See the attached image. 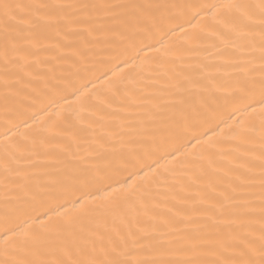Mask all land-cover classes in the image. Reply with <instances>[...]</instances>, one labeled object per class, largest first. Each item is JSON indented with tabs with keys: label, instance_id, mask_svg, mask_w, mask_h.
Segmentation results:
<instances>
[{
	"label": "snow or ice",
	"instance_id": "obj_1",
	"mask_svg": "<svg viewBox=\"0 0 264 264\" xmlns=\"http://www.w3.org/2000/svg\"><path fill=\"white\" fill-rule=\"evenodd\" d=\"M0 264H264V0H0Z\"/></svg>",
	"mask_w": 264,
	"mask_h": 264
}]
</instances>
